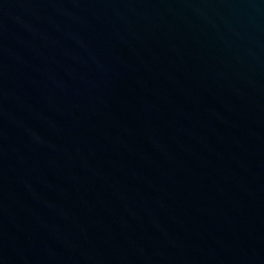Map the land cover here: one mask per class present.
Wrapping results in <instances>:
<instances>
[{
	"label": "water",
	"instance_id": "95a60500",
	"mask_svg": "<svg viewBox=\"0 0 264 264\" xmlns=\"http://www.w3.org/2000/svg\"><path fill=\"white\" fill-rule=\"evenodd\" d=\"M0 264H264V0H0Z\"/></svg>",
	"mask_w": 264,
	"mask_h": 264
}]
</instances>
